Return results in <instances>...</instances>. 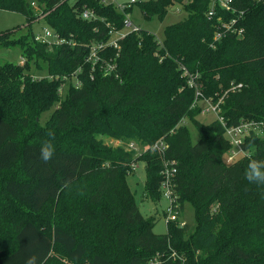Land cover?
<instances>
[{"label": "trees", "instance_id": "trees-1", "mask_svg": "<svg viewBox=\"0 0 264 264\" xmlns=\"http://www.w3.org/2000/svg\"><path fill=\"white\" fill-rule=\"evenodd\" d=\"M0 0V10L22 15L27 32L0 33V48L18 47L24 63L0 65V264H264V185L249 183L250 159L264 161V0H232L242 11V38L213 42L211 0L137 2L146 20H162L178 4L183 20L163 30L159 44L146 31L127 35L101 62H86L88 46L105 40L99 21L78 17L88 8L120 26L122 15L97 0ZM35 2L49 14L44 23L75 43L51 48L33 40ZM50 78L33 79L31 67ZM112 65V71L106 70ZM182 68L197 75L202 98L216 103L226 126L262 123V133L244 140L248 155L227 164L230 145L215 119L204 125L195 92ZM71 82L65 96L59 89ZM53 111L43 126L42 114ZM190 122L198 134L192 143ZM102 137L137 140L139 156L110 147ZM163 140L164 159L175 161L174 195L179 212L194 211L195 228L185 236L166 221L153 233L126 184L136 162L145 164L144 196L160 200L162 159L150 147ZM45 142L66 167L59 175H30L28 157ZM36 191L52 192L38 204Z\"/></svg>", "mask_w": 264, "mask_h": 264}, {"label": "built area", "instance_id": "built-area-1", "mask_svg": "<svg viewBox=\"0 0 264 264\" xmlns=\"http://www.w3.org/2000/svg\"><path fill=\"white\" fill-rule=\"evenodd\" d=\"M97 1L103 6H112L118 13H120V15H122V20L120 22V26H115V24L106 22L104 18H99L97 14L91 9L84 8L79 12L78 17L81 20L86 22L99 21L104 23L105 28L107 29L104 41L91 43L87 47L88 56L86 62L90 63L92 66H95L102 61L100 54H102L105 49L112 48L114 50H118L119 42L122 41L127 35L143 31L130 19L132 6L136 4L135 0H124L120 2L116 0ZM30 6L34 11L33 23H38L40 21L44 22V18L49 14V12L44 11V8L39 7L35 2H30ZM243 14L244 13L242 11H238L234 7L232 0H211L209 10L207 12V18L209 20H215L213 42L210 45L211 48H214L216 43L220 42L225 37L242 38L244 35V28L241 26ZM154 39L156 40L155 36ZM33 40L34 42L45 45L49 48L53 46L58 47L61 45L74 47L75 45V43L61 38L58 33L53 31L46 24L40 29L39 32H33ZM23 63L24 59L21 58L20 65ZM113 68L114 67L112 65L106 64L107 71H112ZM182 75L186 77L187 86L192 88L195 92L194 104H196V106H199L201 103L204 104L203 107L200 108L201 114L213 113L216 120L224 128L223 137L230 145V149L226 154L228 160L226 163L231 164L232 162L238 160V157L241 158L248 155V152H246L243 148L244 140L250 137L252 134H261L263 124L253 121H241L238 125L226 126L223 118L219 114V105L222 103V100L220 99L216 103H213L210 99L202 98L200 88L196 82V79L198 78L197 75L190 74L184 68H182ZM79 85L80 84L76 82L75 86L78 87ZM166 149L167 147L164 141L161 139L156 141L152 147H150V152L157 153L163 162L161 171V195L163 196L162 198H164L168 203L166 221L177 222L179 227L182 228L184 223L179 221L178 204L176 202L173 189L175 186L174 177L176 174V163L175 161H168L164 159V153Z\"/></svg>", "mask_w": 264, "mask_h": 264}, {"label": "rangeland", "instance_id": "rangeland-1", "mask_svg": "<svg viewBox=\"0 0 264 264\" xmlns=\"http://www.w3.org/2000/svg\"><path fill=\"white\" fill-rule=\"evenodd\" d=\"M75 0H70V3H73ZM118 2L124 0H116ZM136 4L132 6V10L130 12V19L132 22L138 26L141 30L147 31L153 34L160 44L163 38V30L166 26L177 23L183 20L186 16V13L182 9L181 5L175 4L168 8L167 15L162 19L159 20L156 17H153L150 20H146L142 15L141 11L137 6V2H146L149 0H135ZM45 25L43 21L38 23H33L31 25V29L33 32H39L40 29ZM6 30H12L14 37H17L21 34L27 32L26 28V20L25 18L16 13H10L6 11L0 10V33ZM21 51L18 47L12 48H0V65L5 63H12V64H20L21 61ZM46 64H41V69H36L34 66L31 67L29 71L33 79H42V78H49L47 76L45 70ZM50 79V78H49ZM71 82L73 85H76V80L73 77L71 80H66L59 89V95L63 98L67 92L68 83ZM220 100V99H219ZM218 100V101H219ZM204 104H199V107L202 108ZM55 107H53L50 111L41 115L39 124L43 126L45 122L50 117L51 112ZM215 115L212 114H199L196 117V120L204 125H208L215 120ZM182 125L188 126L190 138L192 143H196L198 141V134L193 127V125L184 120ZM103 143L110 147H123L124 150L127 152H132L135 156H139L141 153L146 151V147L137 140H115L106 137L100 138ZM132 144V145H131ZM240 158V157H238ZM225 162H228L227 156H224ZM66 165L63 162L58 160H48L47 162L43 161L40 158L39 151H32L28 157V173L30 175H41V176H52L55 174L56 176L60 174L61 170H64ZM145 164L144 162H136L131 167V172L126 177V184L129 188L130 192L134 196V201L138 207L139 212L143 217H154L155 218V225L153 227V233L156 235H163L166 232V217H167V209L168 203L167 201L162 198L163 196L161 191V182L159 184V193H160V200L156 201V203L151 202L150 200L146 199L144 196V181H145ZM52 192L48 191H36L31 198L36 202L40 203L47 194ZM179 221L184 223L182 227L184 230L185 236H188L195 228V220H194V211L190 204L185 203L183 209L179 212ZM174 222V221H173Z\"/></svg>", "mask_w": 264, "mask_h": 264}, {"label": "clouds", "instance_id": "clouds-1", "mask_svg": "<svg viewBox=\"0 0 264 264\" xmlns=\"http://www.w3.org/2000/svg\"><path fill=\"white\" fill-rule=\"evenodd\" d=\"M54 145L45 142L40 148V158L47 162L54 156ZM245 178L251 184L264 185V161L250 159L245 171ZM36 258L30 257L27 264H35Z\"/></svg>", "mask_w": 264, "mask_h": 264}]
</instances>
